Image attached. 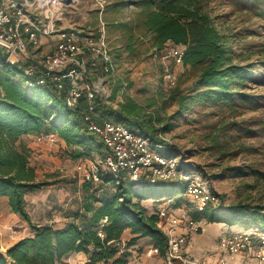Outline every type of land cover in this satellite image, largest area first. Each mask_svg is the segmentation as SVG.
Returning a JSON list of instances; mask_svg holds the SVG:
<instances>
[{"label":"trees","instance_id":"16d2710c","mask_svg":"<svg viewBox=\"0 0 264 264\" xmlns=\"http://www.w3.org/2000/svg\"><path fill=\"white\" fill-rule=\"evenodd\" d=\"M203 1L134 0L132 3L139 8L137 24L152 36L154 47L160 50L167 43L184 46V65L199 70L191 93L179 101L182 111H191L196 103L228 106L236 100L248 102L251 97L243 91L247 83L264 79V62L256 66L262 67L260 79H254L256 69L252 65L235 61L241 54H235L230 38L203 10ZM248 1L264 17V0ZM28 80L31 78L19 66L6 64L0 72V197H7L11 211L33 229L30 236L21 238L5 252L0 250V264H62V259L72 252L88 255L81 264L101 261L128 264L132 255L129 248L142 237L149 238L159 254L165 255L168 235L159 226L158 214L149 213L142 202L166 196L180 204L185 189L182 181L151 183L121 176L117 182L109 172H102L100 183L92 179L82 181L80 205L63 226L32 223L26 195L48 183L37 179L36 169L29 160L30 150L24 145L17 146L23 135L55 132L65 141L74 159L92 157L95 153L104 155L106 150L84 123L86 98H81L76 107H69L65 92L58 90L53 82L29 86ZM120 105L115 109L98 100L96 110L100 118L122 122L135 132L166 144L158 137L161 128L155 126L156 117L150 116V121H145L141 117L142 107L132 99ZM192 216L197 220L264 230V208L260 210L250 204L238 203L227 208L208 205ZM127 230L132 237L125 242L123 236Z\"/></svg>","mask_w":264,"mask_h":264},{"label":"rangeland","instance_id":"374dc122","mask_svg":"<svg viewBox=\"0 0 264 264\" xmlns=\"http://www.w3.org/2000/svg\"><path fill=\"white\" fill-rule=\"evenodd\" d=\"M95 1L80 0L71 15L72 21L91 29L97 27ZM106 1V35L112 54L119 64V75L128 83V91L122 95L124 101L132 99L142 107L144 112L141 117L145 121L149 122L150 116L157 118L155 126L161 128L167 142L171 144L170 151L180 157L183 166L200 171L210 180L220 197V207L227 208L242 203L263 210L264 79L259 78L262 67L256 68L264 62V17L258 14L260 10L251 6L248 0L203 1V10L211 15L217 27L230 38L235 54H241V58L235 61L252 65V69H256L253 72L254 79L260 80H250L244 88L243 91L251 97L248 102L236 100L228 106L196 103L191 111H182L179 101L182 96L191 93L199 70L186 66L175 67L177 82L175 85L167 83L154 61V53L158 49L154 47L152 36L137 24L139 8L132 4L134 0ZM131 35L134 36L132 41ZM118 96L121 95L116 91L115 105L118 103ZM18 141L17 146L20 147L22 140ZM30 142L39 145L40 153L46 152L52 157V167L46 163V167H43L44 164L40 165V180L48 184L27 194V210L32 223H54L56 227H61L65 222L50 223V218L62 220L61 217L65 214L62 212L64 204L67 203L66 206L70 207L74 203L77 199L76 191L81 193L82 198V178L89 171L94 157L72 158L61 138L53 143L38 142L34 134ZM34 151H29L30 164L37 162L35 154L32 155ZM57 193L61 195L58 196ZM166 199L163 196L147 199L142 203L150 211H154L162 204L160 201ZM183 199L178 205L176 199H172L177 212L184 209L192 214L199 209L198 204L189 197ZM18 215L11 211L7 200L0 199V247L3 252L7 250L6 241L20 240L32 234L31 225ZM199 223L203 230L191 234L188 239L185 254L190 261L188 264H222L223 260H226V264H260L255 256L259 248L255 243L256 239L249 249L233 256L227 255L220 248L219 240L224 234L259 232L261 229L240 225L231 227L227 223L208 222L206 219L199 220ZM131 237L132 234L125 242ZM152 246L149 238H139L129 248L132 252L129 262L160 264L158 256L147 254ZM261 248L264 251V247Z\"/></svg>","mask_w":264,"mask_h":264},{"label":"built area","instance_id":"2783aa9c","mask_svg":"<svg viewBox=\"0 0 264 264\" xmlns=\"http://www.w3.org/2000/svg\"><path fill=\"white\" fill-rule=\"evenodd\" d=\"M79 1L0 0V72L10 64L21 67L31 78L27 82L29 86L53 82L58 90L65 92L69 107H76L83 97L88 100L84 123L102 141L106 153L93 155L83 180L100 183V174L109 172L117 182L121 176L151 183L182 181L185 184L182 197L192 199L199 209L220 205V197L210 180L200 171L183 166L161 131L158 137L166 144L135 132L122 122L100 118L97 101L118 108L125 102L122 95L128 91V83L119 75V64L106 35L107 1L94 2L98 25L92 29L72 21L71 15ZM184 50V46L167 43L154 53V61L170 85L177 82L175 67H185ZM116 91L121 95L117 105L114 104ZM59 139L52 131L36 134L38 142L53 143ZM160 203L154 212L159 216V226L168 235V247L163 256L154 245L147 254L158 256L160 264H188L190 261L185 256L188 239L203 227L191 212L184 209L177 212L172 199ZM254 239L259 246L255 256L263 264L264 230L224 234L219 245L227 255L233 256L254 245Z\"/></svg>","mask_w":264,"mask_h":264},{"label":"crops","instance_id":"0c3cea01","mask_svg":"<svg viewBox=\"0 0 264 264\" xmlns=\"http://www.w3.org/2000/svg\"><path fill=\"white\" fill-rule=\"evenodd\" d=\"M34 138V134H27V135H23L22 138L20 140L21 141V144L30 148V150H35L34 152H32V155L35 154L34 158L35 160H37L36 163H31L32 166L35 167L36 169V173H37V179L40 180V170L42 169V167L40 166L41 164H44L46 163L47 166H50L52 167V164H51V159L52 157L51 156H48V154L46 152H42L40 153V149H39V145L35 142H30L32 139ZM20 140L18 142H20ZM63 146L66 145L65 142L62 143ZM66 147V146H65ZM46 165L44 164L43 167H46ZM76 197L77 199L74 201V203H72L70 205V207H68L69 205L66 206L67 203H65V209H62V212H65V214H63V216L61 217L62 220H58V219H51L50 218V223L52 222H59V223H66L68 222L69 220L72 219V217L70 216L71 212L78 209L79 205H80V200H81V193L79 194V191H76ZM58 196H60L61 194L60 193H57ZM27 196V195H26ZM0 199L2 200H7L8 201V198L7 197H0ZM26 202H27V199H26ZM76 205V207H74ZM73 206V207H72ZM27 207H28V204H27ZM34 207V206H33ZM64 207V206H63ZM57 207H55L54 209L56 210ZM147 208V207H146ZM69 210V211H68ZM148 212L151 213V212H154V211H150L148 208H147ZM14 215L17 216L16 213H14ZM19 217H21L20 215H18ZM53 217H57L56 215H52ZM51 216V217H52ZM64 223V224H65ZM63 224V225H64ZM54 225V223H53ZM162 225V224H161ZM55 226V225H54ZM231 227H234L233 225H231ZM127 234V237L131 234H130V231L127 230L125 232V235ZM123 236V241H125V239L127 238L126 236ZM20 239V238H19ZM9 240V239H8ZM16 240V239H15ZM18 240V239H17ZM16 240V241H17ZM3 241V240H2ZM16 241H6L5 244L7 245L6 248L12 246ZM4 243V241L2 242ZM186 249H188V246L186 247ZM88 259V255L85 254L84 252H72V253H69L68 255H66L63 259H62V264H81L83 262H85L86 260ZM97 264H106L104 261H101V262H98ZM128 264H140V263H136V262H133V261H130Z\"/></svg>","mask_w":264,"mask_h":264}]
</instances>
